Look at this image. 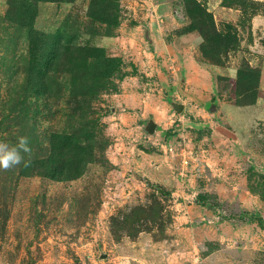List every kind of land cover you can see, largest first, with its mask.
<instances>
[{
    "label": "rangeland",
    "instance_id": "374dc122",
    "mask_svg": "<svg viewBox=\"0 0 264 264\" xmlns=\"http://www.w3.org/2000/svg\"><path fill=\"white\" fill-rule=\"evenodd\" d=\"M137 68L206 71L225 177L200 155L179 175L160 134L118 147L106 117ZM177 86L171 103L199 106ZM20 136L31 163L0 169V264H264V0H0V141ZM64 144L78 176L41 175L48 157L65 168Z\"/></svg>",
    "mask_w": 264,
    "mask_h": 264
},
{
    "label": "crops",
    "instance_id": "0c3cea01",
    "mask_svg": "<svg viewBox=\"0 0 264 264\" xmlns=\"http://www.w3.org/2000/svg\"><path fill=\"white\" fill-rule=\"evenodd\" d=\"M147 41H150L149 37ZM149 52L151 53V51ZM171 72L174 73V75L170 74ZM170 73L166 68L162 70H160V68H137L136 72H128L119 81V90L112 96V105L116 112L106 117L108 118L109 132L114 131L113 129H119L122 133L119 137L122 142H116L118 147L122 146L121 148H123L124 142H131L130 145L126 146L127 149L131 150V152L134 151V153H138L141 150L139 149L141 148L139 146L142 141L141 138H143L147 132L146 127L149 121L154 123V131L153 133H148L152 136L160 134L161 137L167 141L175 139L177 137L176 134L179 135L180 131H182L181 129L179 130V128H174L176 119L184 124L188 123V125L193 126L198 132L202 129L201 135H197L198 132L193 131V136L195 137L193 141L189 137V133H186L191 147H196L197 152L202 156L198 160L201 161L198 164L202 165V162H204L205 165L210 167L214 174L225 177L226 171L229 169L227 159L229 160L228 156L231 155L227 156L228 150H225V153L222 154L216 146L219 147L222 144L225 145L229 143L230 145L233 143L231 138L232 133L227 128L218 124V122H215L211 118L212 115H210L207 110L210 98L212 97L213 87L211 82H208L209 78L206 71L203 68H172ZM144 75H156L161 78L164 76L165 83L160 82V84L158 83L160 86L155 88L151 83L153 77H150L147 79L149 81H147L143 79ZM178 75L181 77L179 81L176 82L174 79L177 80ZM167 77L168 80H166ZM179 84L184 87L185 90H189V92H186V94L188 93L189 100H195V102L199 103V106L197 107L196 104L190 101H184L180 103L183 105L181 113L177 112L178 114L176 115L174 113H169L170 105L172 106L171 100L176 101V99L169 100V96L175 95L173 92L177 89V85ZM171 89L172 92H170ZM155 90H157V93H155ZM166 90H168V94H166ZM160 91L163 92V95H159ZM190 91H192V93ZM153 96H155L157 100L152 102L151 98ZM186 111L191 113V115L185 117ZM175 125L178 126L179 124L176 123ZM203 130H206V132H203ZM228 154H231V151L228 152ZM176 158L180 160L181 169L177 171L179 175L185 173V168H190L194 165L191 164V162L190 166H188L189 164L187 165L182 162L181 157ZM128 160L130 161L131 159ZM156 162L153 163L154 167L159 169L162 163ZM231 186L233 187L232 184ZM174 206L179 209L178 213L180 214H184V212L192 208V205L189 203L187 204L181 201H178ZM201 208L203 209V207L200 206V210ZM201 213H204V211L201 210ZM201 213L199 214L200 216ZM221 226V223L215 226L216 233L219 237Z\"/></svg>",
    "mask_w": 264,
    "mask_h": 264
},
{
    "label": "clouds",
    "instance_id": "9594fccd",
    "mask_svg": "<svg viewBox=\"0 0 264 264\" xmlns=\"http://www.w3.org/2000/svg\"><path fill=\"white\" fill-rule=\"evenodd\" d=\"M28 137L20 136L15 145L0 141V169H9L14 166L28 167L30 159H25L23 153H30Z\"/></svg>",
    "mask_w": 264,
    "mask_h": 264
},
{
    "label": "trees",
    "instance_id": "16d2710c",
    "mask_svg": "<svg viewBox=\"0 0 264 264\" xmlns=\"http://www.w3.org/2000/svg\"><path fill=\"white\" fill-rule=\"evenodd\" d=\"M120 79V78H119ZM59 137L63 138L64 140H68L69 137L67 135H59ZM54 148V142L52 143ZM69 147H67V144H64V147H62V152H64V157L62 159V163L63 166L65 168L62 169H54L52 167L57 166L59 164L58 159L55 158H46L44 160V163L41 165V170H40V174L47 176L51 179L54 180H66V179H71V178H75L78 176V173H76L75 175H70L69 173L72 172V170L69 168V166L67 165V163H69V161L71 162L70 158H69ZM65 163V164H64ZM68 166V167H67ZM212 207V205L210 206Z\"/></svg>",
    "mask_w": 264,
    "mask_h": 264
},
{
    "label": "built area",
    "instance_id": "2783aa9c",
    "mask_svg": "<svg viewBox=\"0 0 264 264\" xmlns=\"http://www.w3.org/2000/svg\"><path fill=\"white\" fill-rule=\"evenodd\" d=\"M176 136L174 141H164L160 145L170 156L181 157L184 164H188L191 158L198 159L199 153L191 147L186 133L180 131V134Z\"/></svg>",
    "mask_w": 264,
    "mask_h": 264
},
{
    "label": "water",
    "instance_id": "95a60500",
    "mask_svg": "<svg viewBox=\"0 0 264 264\" xmlns=\"http://www.w3.org/2000/svg\"><path fill=\"white\" fill-rule=\"evenodd\" d=\"M172 105H173L174 109L176 110V112H181L182 109H183V105L180 104V103L173 102ZM146 130L149 133H153V131H154V123L152 121H149L148 122V126L146 127ZM159 191H162V190L159 189Z\"/></svg>",
    "mask_w": 264,
    "mask_h": 264
}]
</instances>
